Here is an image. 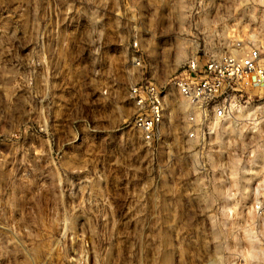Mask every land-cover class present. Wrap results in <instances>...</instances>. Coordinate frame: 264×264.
Masks as SVG:
<instances>
[{"label":"rangeland","instance_id":"1","mask_svg":"<svg viewBox=\"0 0 264 264\" xmlns=\"http://www.w3.org/2000/svg\"><path fill=\"white\" fill-rule=\"evenodd\" d=\"M189 2L107 0L86 44L75 9L0 0V264H264L261 90L205 136L188 137L180 98L159 141L131 126L132 81L169 86L236 33L264 43L244 0H202L182 22Z\"/></svg>","mask_w":264,"mask_h":264},{"label":"built area","instance_id":"2","mask_svg":"<svg viewBox=\"0 0 264 264\" xmlns=\"http://www.w3.org/2000/svg\"><path fill=\"white\" fill-rule=\"evenodd\" d=\"M230 42L231 51L202 61L190 58L186 63L189 73L173 78L169 86L140 81L129 85L131 126L144 143L159 141L169 101H185L187 135L192 138L195 134H210L212 127L232 117L238 105H248L251 90L264 94V43L238 33L231 36ZM254 212L264 216L262 201L254 204Z\"/></svg>","mask_w":264,"mask_h":264},{"label":"clouds","instance_id":"3","mask_svg":"<svg viewBox=\"0 0 264 264\" xmlns=\"http://www.w3.org/2000/svg\"><path fill=\"white\" fill-rule=\"evenodd\" d=\"M199 4L200 9L202 10L203 5L202 0H190L189 3H183L180 5L181 9L187 10V16L181 15V21L183 22L184 19L191 16V9L196 8ZM106 8L107 7V0H51L49 8L45 10V17L46 18L49 12L56 13L58 16H64L67 19L66 9L73 8L76 10L77 15L74 16L72 19L77 22V26H80V22L83 21L86 27L85 32V43L86 44H96L103 35L104 31L101 28H98L100 22L102 20V16L97 14V9L99 8ZM235 7H249L251 9L249 15L251 16L252 20L255 21L257 19V11L261 12L260 16V27L264 29V0H244V3L237 4ZM190 28H195L197 34L199 33V22L195 24L189 23ZM67 31V29H65ZM205 31H209L208 28H205ZM16 33L13 32L12 36L15 37ZM11 43V38H8L5 34V38L0 40V49H3L5 54L7 53V46ZM194 43V39H193ZM36 64H44L45 61L43 59H38L33 61ZM142 69L138 68L136 71H141ZM11 70L6 69L5 75L7 76L10 74ZM46 75V74H45ZM30 84V80L27 81ZM44 79H41V83H44ZM135 81H132L134 83ZM13 87H19L18 84H14ZM9 243H14V241L9 240ZM6 247V246H5Z\"/></svg>","mask_w":264,"mask_h":264},{"label":"bare ground","instance_id":"4","mask_svg":"<svg viewBox=\"0 0 264 264\" xmlns=\"http://www.w3.org/2000/svg\"><path fill=\"white\" fill-rule=\"evenodd\" d=\"M182 51V50H181ZM183 54H184V52H183ZM179 56H180V54H178ZM254 108V107H253ZM253 108H251V109H253ZM254 109H256V108H254ZM226 130V129H225ZM226 132L228 133V134H230V133H233V130H231L230 128H227V130H226Z\"/></svg>","mask_w":264,"mask_h":264}]
</instances>
